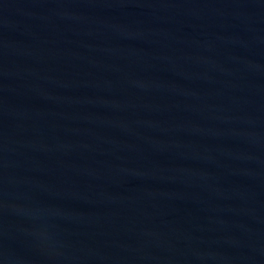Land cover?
<instances>
[{
  "label": "water",
  "instance_id": "water-1",
  "mask_svg": "<svg viewBox=\"0 0 264 264\" xmlns=\"http://www.w3.org/2000/svg\"><path fill=\"white\" fill-rule=\"evenodd\" d=\"M0 264H264V0H0Z\"/></svg>",
  "mask_w": 264,
  "mask_h": 264
}]
</instances>
